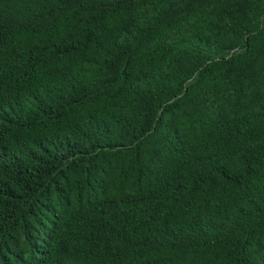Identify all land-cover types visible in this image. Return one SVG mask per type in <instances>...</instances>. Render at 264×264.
Instances as JSON below:
<instances>
[{"label":"trees","instance_id":"16d2710c","mask_svg":"<svg viewBox=\"0 0 264 264\" xmlns=\"http://www.w3.org/2000/svg\"><path fill=\"white\" fill-rule=\"evenodd\" d=\"M182 1L0 0V264H264V0Z\"/></svg>","mask_w":264,"mask_h":264},{"label":"rangeland","instance_id":"374dc122","mask_svg":"<svg viewBox=\"0 0 264 264\" xmlns=\"http://www.w3.org/2000/svg\"><path fill=\"white\" fill-rule=\"evenodd\" d=\"M197 0H183L181 3L174 5L170 11H169V19L173 18L177 14L183 12L187 8H189L191 5H193ZM264 18L262 19V21ZM15 20H9L6 25H9L10 23H14ZM243 50V39L239 40L238 42L235 43H229L227 44L225 50L219 55V57H226L234 53H239ZM118 56V55H117ZM199 59L197 57L189 56V55H184L180 58L179 60V68L181 71H188L191 69L194 64L197 63ZM264 64V57L260 56L258 60L256 61L255 65L251 68V71H255L259 69L262 65ZM197 77V74L190 80V82H193ZM235 78L236 76H231L229 77V80L232 84L235 83ZM189 82V83H190ZM197 103L195 101L192 102H184L180 105V109L187 115H191L195 109H196Z\"/></svg>","mask_w":264,"mask_h":264}]
</instances>
